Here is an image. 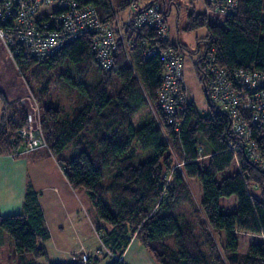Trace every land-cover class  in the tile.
<instances>
[{
    "label": "trees",
    "instance_id": "trees-1",
    "mask_svg": "<svg viewBox=\"0 0 264 264\" xmlns=\"http://www.w3.org/2000/svg\"><path fill=\"white\" fill-rule=\"evenodd\" d=\"M75 1L94 6L104 22L137 5V0ZM151 4L158 5L151 1L137 6ZM211 15L224 17L223 24H210ZM203 26L205 50L195 66L203 71L209 107L201 112L189 102L176 115L177 129L166 122L158 104L163 63L158 55L143 56V39L156 35L154 31L127 28L132 64L119 47L107 72L96 63L89 35L73 39L45 59L15 65L39 105L43 150L58 163L71 189L85 191L98 219L107 225L99 239L111 258L108 264H125L121 257L133 238L157 264H264V165L241 151L236 164L227 145L232 137L228 115L210 100L212 75L204 70L211 56L228 71L264 74V0H237L234 12L227 15L207 13L203 5L202 12L188 14L186 30ZM168 46L178 49L169 40ZM55 83L73 91L75 101L68 110L51 99ZM0 102V155L17 157L27 107L8 102L2 91ZM150 106L155 116L147 112L135 126L134 118ZM254 136L264 155V131ZM105 175L108 184L103 183ZM186 178L199 183L198 202ZM230 197L236 200L235 209L222 211L220 200ZM0 228L13 239L18 255H45L50 236L30 185L21 212L0 216ZM239 233L263 240L252 241L240 252ZM93 260L89 257L86 264ZM50 264L82 263L74 257L72 262Z\"/></svg>",
    "mask_w": 264,
    "mask_h": 264
},
{
    "label": "built area",
    "instance_id": "built-area-1",
    "mask_svg": "<svg viewBox=\"0 0 264 264\" xmlns=\"http://www.w3.org/2000/svg\"><path fill=\"white\" fill-rule=\"evenodd\" d=\"M201 1L207 13L220 15L233 13L237 4V0ZM129 27L156 32L143 39V56L158 55L163 63L158 104L166 122L177 129L180 124L175 120L176 115L192 100L184 81L181 55L177 49L166 47L168 25L157 4L146 7L132 4L112 21L104 22L94 6L80 5L75 0H0V39L19 67L30 59H45L83 35L90 36L96 63L102 72L112 67L119 47L127 51L126 56L132 64L126 39ZM205 71L212 75L210 100L228 115L232 137L227 145L236 164H239L236 155L241 151L264 165V155L254 139L256 132L264 131V74L252 69L228 71L217 66L211 56H208ZM32 111L27 109V122L18 131L23 140L18 155L46 148L42 132L40 135L34 129L37 126L32 122V115L36 113ZM34 121L40 126V118ZM88 259L89 256L83 253L81 259L75 261L86 264Z\"/></svg>",
    "mask_w": 264,
    "mask_h": 264
},
{
    "label": "rangeland",
    "instance_id": "rangeland-1",
    "mask_svg": "<svg viewBox=\"0 0 264 264\" xmlns=\"http://www.w3.org/2000/svg\"><path fill=\"white\" fill-rule=\"evenodd\" d=\"M158 3L160 8L165 9V18L166 23L168 25V40L169 43L176 46L177 51L181 55L183 59V75L185 85L188 89V96L194 102L196 108L201 112H206L208 105V98L205 95L204 84L201 80L203 71L198 69L195 66V62L203 55L205 50V43L201 40L205 37L207 33V28L205 26L200 27L195 30H186L188 14L194 13L198 14L203 11V4L201 0H137V5H145L148 2ZM169 11V12H168ZM224 17H217L211 15L209 18V23L212 25H222ZM200 41L199 43H197ZM205 70V69H204ZM53 81H57L56 76H52ZM46 79V77H45ZM42 81H45L42 79ZM209 85V84H208ZM0 91H2L8 102H16L18 97L26 100L25 104L27 109H33L32 112L36 113L33 116V123L38 132L41 135L40 126L35 123L34 119L38 120L40 118V110L39 105L36 103L35 99L30 97L29 90L24 82V80L20 77L17 68L15 66V62L10 57L7 49L5 48L3 42L0 39ZM51 99L53 101L58 102L63 106L64 109L68 110L72 107V104L75 101V96L73 91L65 86H59L56 83L52 85L51 91ZM29 98V99H28ZM28 99V100H27ZM24 105V106H25ZM2 103L0 102V109ZM26 109V108H25ZM150 112L155 116L152 107L145 108L141 111L133 120V124L135 126L140 125V120L144 115ZM39 116V117H38ZM29 125V122H28ZM32 125V124H31ZM43 150V149H40ZM136 152V151H135ZM23 155V154H21ZM54 160V159H53ZM53 162H56L55 160ZM177 163V161H175ZM58 165V163L56 162ZM232 168L234 169L233 165ZM107 173H111V171H107ZM169 177L166 179L168 181ZM110 181L109 175H105L103 179L104 184H108ZM187 187L189 189L190 195L194 202H198L201 196L200 185L194 178H186ZM251 192L258 195V191L254 188H250ZM86 194V193H85ZM88 206H91L90 214L93 215L92 222L88 219L89 223L84 227V231L82 234V238L86 241L87 246L93 250L94 255L101 256V261L103 264H108L111 261L110 256H107L103 252L107 253L102 243L99 239V236L102 235L103 229L107 228L105 222L98 219L94 207L90 201H88ZM221 210L222 211H233L236 207V200L234 197L230 198H222L220 200ZM87 212V211H86ZM94 212V213H93ZM88 213V212H87ZM89 217V215H86ZM239 251L245 252L247 245L252 241L263 240L262 237L249 234V233H239ZM218 241V239H217ZM60 241L58 240V243ZM68 242V238H67ZM220 243L223 241L219 240ZM59 247L69 248V247H77L78 243L75 238L71 240L70 244L61 245L58 244ZM45 255L40 256L39 258L34 257L30 254L18 255L14 249L13 239L0 228V264H50L59 261H65L70 258V255L67 253H62L57 247H52L51 243H45ZM103 247V248H102ZM96 251V250H101ZM86 253L90 257V252L86 249V246L80 245L77 252H75V260L81 259L82 254ZM108 254V253H107Z\"/></svg>",
    "mask_w": 264,
    "mask_h": 264
},
{
    "label": "crops",
    "instance_id": "crops-1",
    "mask_svg": "<svg viewBox=\"0 0 264 264\" xmlns=\"http://www.w3.org/2000/svg\"><path fill=\"white\" fill-rule=\"evenodd\" d=\"M18 98L19 102L26 101L25 97ZM53 159L46 150H37L17 157L0 155V216L21 212L24 194L30 185L37 193L50 236L45 243L50 242L52 247H57L63 254H69L70 258L65 260L67 262L74 261L75 252L82 244L90 252L91 260L94 259L93 264H103L101 256L94 255L93 250L82 238L84 227L89 224L86 219L91 222L93 219L90 214L91 206H88L91 205L88 203L90 200L84 190L70 188L61 168ZM73 237L78 243L77 247H59V243L70 244ZM121 260L125 264H157L135 238L130 241Z\"/></svg>",
    "mask_w": 264,
    "mask_h": 264
}]
</instances>
